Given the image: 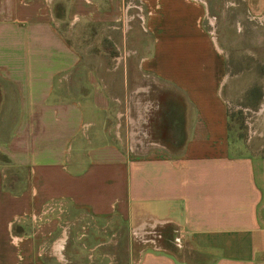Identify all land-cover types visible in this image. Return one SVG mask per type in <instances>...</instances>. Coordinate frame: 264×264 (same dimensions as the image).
<instances>
[{
  "label": "crops",
  "instance_id": "crops-1",
  "mask_svg": "<svg viewBox=\"0 0 264 264\" xmlns=\"http://www.w3.org/2000/svg\"><path fill=\"white\" fill-rule=\"evenodd\" d=\"M201 1L0 0V264H264V0Z\"/></svg>",
  "mask_w": 264,
  "mask_h": 264
},
{
  "label": "rangeland",
  "instance_id": "rangeland-1",
  "mask_svg": "<svg viewBox=\"0 0 264 264\" xmlns=\"http://www.w3.org/2000/svg\"><path fill=\"white\" fill-rule=\"evenodd\" d=\"M196 2H199L200 5H203V2L201 0H196ZM130 25H131V21H130ZM136 31L135 30H128L126 33V37L128 39V37L130 38L129 40H131L132 37H134V40L130 41V44H132V46L129 48V44L127 45L125 42V46L123 47L121 44V42L116 41L114 44L111 43V46H109L108 44H106L105 42L101 41L99 42V45L101 47L102 50L106 49V53L108 55L105 56L112 58V59H118V60H123V56L125 55V59L127 57H138L141 56V54H145L147 55V52L145 51V47L144 46L147 42V47L149 48L150 43H149V39H150V35L147 36L146 31L144 33L141 32V28L139 27V29L137 27ZM210 35H212V32H210ZM124 37V35H123ZM89 37L86 38V43L84 44V46H91V44H87V42ZM212 38V36H211ZM133 41V42H132ZM83 44V43H82ZM135 46L137 48V50L134 51V47ZM105 51V50H104ZM111 53V54H110ZM137 89V87H136ZM121 119H123V116L121 117ZM231 119L235 120V125H236V130L238 135L242 136V139L246 140V145L245 146L246 149L248 150H252V151H256L257 155H260L263 163H264V104L262 106H260V111L258 112H250L248 110H244V114H242L241 112L239 114H235L231 116ZM178 122V121H177ZM179 123V122H178ZM127 124V123H126ZM133 125V126H132ZM133 128H132V127ZM130 125L127 124V129H129L131 131V129L137 134V136L140 134V122L136 121ZM120 128H122V140L125 142L126 139H129V136L126 135V130L124 128V124L123 122L120 123L119 125ZM126 127V126H125ZM180 123H172L171 125H167L166 130L168 131L169 135L175 138H171V140H173L174 142H178V141H182L185 135L184 131H181L180 129ZM126 138V139H125ZM127 141V140H126ZM248 143V144H247ZM124 144V143H123ZM179 148L178 146H174L171 147L170 150L171 151H177ZM264 166V165H263ZM106 232H108V230H105V228H101L99 233L97 234V236L101 238V240H104ZM155 235V234H153Z\"/></svg>",
  "mask_w": 264,
  "mask_h": 264
},
{
  "label": "built area",
  "instance_id": "built-area-1",
  "mask_svg": "<svg viewBox=\"0 0 264 264\" xmlns=\"http://www.w3.org/2000/svg\"><path fill=\"white\" fill-rule=\"evenodd\" d=\"M60 206H61V202L59 201V200H51V201H49V202H47L45 205H44V207L42 208V210L38 213V214H30L29 216H30V218H32V220L34 219H38V218H40V215L42 214V213H44L45 211H48L49 209H53V208H55V209H58V210H60ZM131 233L132 234H137V235H141V233H143V231L141 230V228L140 227H138V226H135V227H133L132 229H131ZM20 237L19 236H17V235H11V239H12V241H17L18 239H19Z\"/></svg>",
  "mask_w": 264,
  "mask_h": 264
}]
</instances>
